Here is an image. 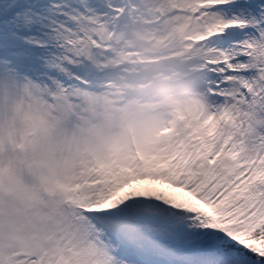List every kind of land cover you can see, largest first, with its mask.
<instances>
[{"label": "snow or ice", "instance_id": "1", "mask_svg": "<svg viewBox=\"0 0 264 264\" xmlns=\"http://www.w3.org/2000/svg\"><path fill=\"white\" fill-rule=\"evenodd\" d=\"M126 29L192 78L147 169L98 158L158 138L102 92ZM0 264H264V0H0Z\"/></svg>", "mask_w": 264, "mask_h": 264}, {"label": "rangeland", "instance_id": "2", "mask_svg": "<svg viewBox=\"0 0 264 264\" xmlns=\"http://www.w3.org/2000/svg\"><path fill=\"white\" fill-rule=\"evenodd\" d=\"M156 27L141 24L138 31L146 33ZM125 31L133 45L129 49L131 55L124 65L110 67L104 73L108 87L102 92L112 93L109 100L113 108L128 100H139L147 105L148 111L140 113V118L155 122L158 138L142 142L135 136H127L120 153L104 151L98 158L108 167L147 169L167 155L177 141L187 138L181 133H186L190 124L183 109L193 99L192 78L187 74L186 64L172 50V44L157 45L139 37L136 30ZM182 75L188 78H182ZM98 120L104 121L103 108L98 112ZM110 130L114 136L121 133L118 125H113Z\"/></svg>", "mask_w": 264, "mask_h": 264}]
</instances>
